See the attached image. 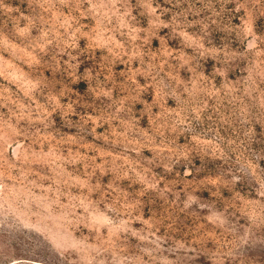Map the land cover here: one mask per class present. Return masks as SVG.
<instances>
[{"label":"rangeland","instance_id":"obj_1","mask_svg":"<svg viewBox=\"0 0 264 264\" xmlns=\"http://www.w3.org/2000/svg\"><path fill=\"white\" fill-rule=\"evenodd\" d=\"M0 264H264V0H0Z\"/></svg>","mask_w":264,"mask_h":264}]
</instances>
